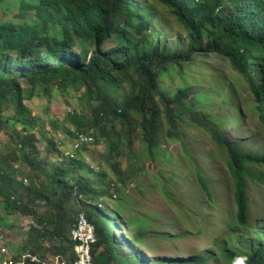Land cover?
Masks as SVG:
<instances>
[{"label":"trees","instance_id":"1","mask_svg":"<svg viewBox=\"0 0 264 264\" xmlns=\"http://www.w3.org/2000/svg\"><path fill=\"white\" fill-rule=\"evenodd\" d=\"M11 1L19 6V14L0 24V133L13 130L9 156L13 166L18 163L27 169L29 185L15 183L19 172H8L9 160L0 164V223L4 220L7 226L20 216L33 218L22 251L38 256L40 262L27 264H48L52 256L60 258V264H74L77 243L71 232L81 210L96 227L95 264H147L142 253L147 233L137 231L120 212L100 208L102 201L114 199L118 185L107 173L94 172L83 158L73 155H61V163L52 169L41 168L38 144L46 141L50 156L57 152L56 142L43 118L25 102L35 97L51 101L56 92L78 94L88 105V114L74 108L67 118L77 130L69 131L75 139L79 135L93 139L74 141L75 149L88 150L103 141L108 160L121 143L131 149L137 133L154 155L165 126L170 139L180 137L179 119L207 127L213 142L226 153L234 181L232 232L250 226L247 178L264 181V153L247 152L230 143L219 123L198 110L200 101L209 97L185 80L203 55L226 57L246 81L264 129V0H151L166 7L187 34L185 41L176 39L173 48H168L165 30L155 27L149 0ZM171 73L180 74L182 85L168 92L163 80ZM20 80L29 81L30 87L24 88ZM233 97L230 89L225 100L238 112L231 105ZM13 106L16 115H8ZM49 123L56 132L61 129L59 119ZM111 169L123 186L130 183L131 174L125 176L116 162ZM197 181L210 197L200 172ZM157 235L168 238L165 233ZM244 254L245 264H264L263 223L256 247L250 246ZM240 255L239 248L226 247L217 260L231 264ZM213 259L157 258L155 264H207Z\"/></svg>","mask_w":264,"mask_h":264},{"label":"rangeland","instance_id":"2","mask_svg":"<svg viewBox=\"0 0 264 264\" xmlns=\"http://www.w3.org/2000/svg\"><path fill=\"white\" fill-rule=\"evenodd\" d=\"M147 4L154 10L157 30L163 29L167 34L164 36L168 48H173L178 38L186 40L187 34L166 7L151 0ZM17 14L19 6L17 7L15 2H0V24L12 20L11 17ZM20 81L24 88L31 85L29 81ZM163 81L168 92L182 85L178 73H171L169 78ZM185 81L192 85L197 93L209 97L208 100L200 101L198 110L209 120L219 123L230 143L239 144L247 152L264 153V129L252 107L251 92L246 81L233 69L226 57L203 55L201 62L195 64ZM230 89L234 91L231 105L237 107L238 112L225 100ZM54 98L51 101L46 98H27L25 102L36 115L43 118L49 137L56 142L57 152L50 156L46 152V141L38 144L41 151V168L50 166L52 169L54 164L61 163V155H73L83 158L94 172H105L109 179L118 183L115 187L117 197L104 200L106 206L101 209L109 211L106 207H110L111 212H120L122 217L135 225L137 231L147 233L145 248L142 250L146 256L144 262L155 264L157 258L193 261L213 256L214 259L207 264H220L217 258L226 247L239 248L240 256L244 257L250 246L256 247L258 232L262 223L264 224V181L247 178L251 224L242 232L233 233L232 226L236 221L234 181L229 170L228 157L213 142L207 127L194 121L179 119L177 124L180 137L168 138L165 126L161 147L154 155L137 133L131 149L121 143L113 158L108 160L106 155L109 149L103 141L98 147L90 145L88 150L77 151L74 147L76 139L69 131L76 133L77 130L68 124V115L74 108L81 113H89L88 105L81 101L80 95H62L56 92ZM16 113L17 109L13 106L8 115L14 116ZM55 119L61 122L58 132L49 123ZM226 123L228 126L224 127ZM17 127L20 128L19 125ZM12 132L9 128V134L0 133V164L3 166V163L9 160L12 166L8 172H19L15 183L20 185L27 179V169L18 163H14V166L12 164V158L9 156L13 148L10 134ZM94 134L96 139L97 133ZM114 162L119 165L125 176L131 174L130 183L127 185L123 186L118 176L112 173L111 164ZM262 171L264 173V169ZM198 172L208 183L210 197L200 188L197 181ZM28 185L29 180L24 186ZM19 218V223L22 222L20 226L11 230V234L7 233L10 251L4 247L5 253H12L14 247L22 251L27 241L29 227L33 225L34 220L32 217ZM12 222L15 220L12 219ZM4 223L3 220L2 224ZM121 229L124 231L123 227ZM161 233H165L168 238L157 235ZM126 239L130 240L129 237ZM5 253L1 251V254ZM126 253H130L129 250ZM22 255L35 257V262H40L38 256L29 252ZM52 258L55 259L53 256ZM28 260L33 262L30 258ZM3 264L9 263L5 260Z\"/></svg>","mask_w":264,"mask_h":264},{"label":"built area","instance_id":"3","mask_svg":"<svg viewBox=\"0 0 264 264\" xmlns=\"http://www.w3.org/2000/svg\"><path fill=\"white\" fill-rule=\"evenodd\" d=\"M92 138H88L84 135H79L75 142H91ZM27 179H25L24 184L26 185ZM72 239L77 243L76 253L77 261L74 264H95L94 258V245L97 243V232L95 225L89 220L86 213H81L77 219V223L72 230ZM2 241V238H0ZM2 247V245H1ZM5 253V248L1 250ZM4 255H8L6 252ZM30 258L33 262L37 261V258L30 257L29 255H22L17 262H12L7 259L9 264H26L27 259ZM25 259V260H23ZM21 260V261H20Z\"/></svg>","mask_w":264,"mask_h":264},{"label":"crops","instance_id":"4","mask_svg":"<svg viewBox=\"0 0 264 264\" xmlns=\"http://www.w3.org/2000/svg\"><path fill=\"white\" fill-rule=\"evenodd\" d=\"M19 219H21V218H18L16 222L9 223L7 226L2 224V222L0 223V237H2V241H1L2 245H3L2 247L9 249V241H8L7 233L11 234L10 233L11 230H15L20 226V224L22 222L19 223ZM13 223H16V224L13 225ZM9 251H10V249H9ZM22 254H25V253H23V251H19L18 249H16V247H14L12 253L9 252V254L6 256V255L1 254V248H0V264H3L4 261L7 259L13 258L14 260H18ZM48 262H49V264H60V258L55 257V259H54L51 257L48 260Z\"/></svg>","mask_w":264,"mask_h":264},{"label":"clouds","instance_id":"5","mask_svg":"<svg viewBox=\"0 0 264 264\" xmlns=\"http://www.w3.org/2000/svg\"><path fill=\"white\" fill-rule=\"evenodd\" d=\"M23 183H24V181H23ZM117 196H115V198H116ZM105 206H106V202L105 201H102L101 202V204H100V208H104L105 209ZM86 213V210L84 211V210H81L80 211V213H79V215L81 214V213ZM86 215H87V213H86ZM88 216V215H87ZM79 217V216H78ZM89 218V217H88ZM78 219V218H77ZM90 220V219H89ZM77 223V222H76ZM94 224V223H93ZM95 225V224H94ZM75 227V226H74ZM74 229V228H73ZM72 229V230H73ZM97 232V231H96ZM71 237H72V232H71ZM1 238V237H0ZM3 246V245H2ZM0 248H1V250H2V248H4V247H1L0 246ZM94 254V253H93ZM76 256H77V253H76ZM95 258V257H94ZM20 259V258H19ZM18 259V260H19ZM246 257H244V256H236V257H234L233 259H232V261H231V264H245V261H246ZM77 261V260H76Z\"/></svg>","mask_w":264,"mask_h":264}]
</instances>
